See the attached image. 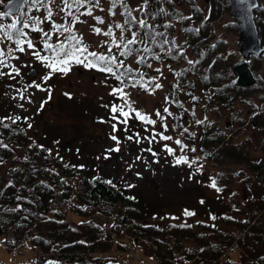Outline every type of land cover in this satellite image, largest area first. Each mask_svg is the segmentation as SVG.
Returning <instances> with one entry per match:
<instances>
[{
    "label": "rangeland",
    "instance_id": "rangeland-1",
    "mask_svg": "<svg viewBox=\"0 0 264 264\" xmlns=\"http://www.w3.org/2000/svg\"><path fill=\"white\" fill-rule=\"evenodd\" d=\"M110 2L111 0H100V8L94 10V15L104 17V25H96L92 17L81 16L80 19L85 22L75 26L78 34H82L89 51L98 53L107 51V47L102 46V42L111 39L93 33L91 25L106 30L107 24L124 21V17L120 14L122 10L119 8L115 10V16L107 14ZM127 2L129 7L138 8L144 0H127ZM195 5L200 6V11L203 13L200 16L196 13L193 16L191 14ZM209 6L210 0H148L143 12L139 10L133 12L134 16L152 25L156 32L166 33L169 44L165 45V48L172 47L174 41L175 45L184 52L183 56L177 55V50L171 55H165L160 52L159 47L149 41L148 46L152 48L153 53L160 55L159 60L151 55L144 65L138 66L136 57L129 56L126 59L121 57L125 59V64L136 65V69L141 68L140 73H143L144 77L142 85L124 88L128 93L131 108L155 120V124H148L136 118L135 112H130L127 122L124 123L122 121L125 118L119 111L112 112L113 106L123 107L124 111H129V107L119 94H114L113 90L123 87V84L116 82L115 77L110 74L75 63L70 65V70L67 72H51L47 67L48 62L38 59L32 52L39 51L41 56L50 57L52 52L43 48L41 34L29 29L25 31L36 45L35 49H27L25 46L24 52L15 51L16 58L10 60L11 65L19 69V75L15 79L8 75L0 76L1 118L21 117L17 122L27 129L28 140L32 138L49 145L53 158L56 154H60L66 161L71 159L75 163H82L88 174H103L108 179H113L121 188L138 197L140 210L150 212L149 220L159 223L160 229L163 227L162 230L166 232H164L165 238H170L174 242V235L181 236L185 253L192 254L190 260L180 262V253L175 250L173 260L168 256L167 258L171 260L161 261L156 256L150 258L152 264H243L242 259L255 263L259 259V249L264 251V243L259 244L257 237H252L253 241L249 245H253L254 250L252 252L248 250L246 253L249 255L246 258L242 257L241 252L244 253L247 248L239 243L238 238L251 227L253 222H262L257 223L260 232L264 227V164L261 170L257 171L259 168L253 167L249 160L250 157L264 154L260 146L262 120L258 117L256 125L252 122L253 115L258 114L263 101L257 90L247 95H236L231 105H225L216 99L211 84L206 87L199 84L194 66L205 52L201 47L205 46V43L210 44L211 41L224 45L225 52H233L237 57L242 55L239 51L240 29L230 26L235 18L230 8L210 18V16L205 17ZM101 8L103 11L100 10ZM161 8L165 10L167 16L160 13ZM171 9H173L172 14L168 13ZM2 11L5 9L0 8V12ZM155 14L158 16L155 17ZM43 15V10L37 11L30 3L24 2L13 16L0 18V24H11L17 17L24 19L33 16L43 17ZM187 16L191 17L183 19ZM54 19L56 23H64L63 14L57 15L55 10ZM165 25L171 26L165 28ZM197 26H201L199 31L203 29L210 36L203 34L204 32H201V35L195 32ZM41 27L49 31L51 24L45 22ZM187 29L192 31L186 32ZM133 30L137 31L139 36H143V29L135 27ZM116 35H119V30H116ZM125 35L130 37L129 32ZM57 39V35L54 34L49 43L56 44ZM0 48L7 51L9 48L14 49L15 45L4 41L0 43ZM189 60L196 63L189 64ZM263 63L264 58L258 62V69L261 71H264ZM149 64L151 67L148 66ZM0 70L10 71L8 68ZM50 72V78L45 80L44 77ZM136 77L139 78V73ZM153 77H158V80L153 81L151 79ZM156 82L163 87L153 92L152 87ZM36 84L41 85V88L38 89ZM173 88L177 91V96L173 93ZM173 97L176 98L175 103ZM165 108L168 112H164ZM158 110L160 116L156 115ZM114 116L116 119H113ZM25 117L28 119H23ZM238 117L246 121L244 125L233 123L234 118ZM178 122L194 134V139L185 135V131L176 133ZM212 123H215L217 130L222 133L226 146L233 148L228 153V156L232 157L228 165L221 164L209 156L206 157L198 143L201 126ZM29 124L31 127L28 126ZM161 134L172 139L163 140ZM112 136H116L117 139L113 140ZM177 139L186 147L182 149L181 145L176 144ZM22 145L13 146L16 151L24 153V145ZM165 145L173 149V152L169 153ZM116 148H119V151L113 150ZM241 149L246 151L247 157L241 154ZM234 154L240 155L238 157ZM178 157H185L189 163L177 164ZM7 164L8 167L11 162ZM78 174L68 177L73 183V193L70 194L67 204L55 203L51 208L54 210L61 207L63 214L76 220L84 215L71 209L69 200L80 201L76 192ZM213 181L216 187L211 186ZM248 194L257 198V206L246 204L245 199ZM85 205L91 209L90 204ZM119 205V203L114 205V212L110 209L106 210L108 213L96 210L85 217H93L103 223L104 229L107 231L109 229V233L113 236L117 235L124 239L128 234L118 231L112 220L114 213L119 212ZM186 210L195 214L188 216L185 214ZM170 221L179 223L178 232L174 230L176 228H171ZM188 222L192 225L189 231L193 233L183 230L184 228L180 226ZM217 230L227 231L223 233L219 245L224 251H221L219 257L211 255V258H208L209 255L203 253L199 242L208 239L218 240L215 234ZM104 234L105 231L102 235ZM200 235L203 239H197ZM233 235L235 239L229 243ZM105 236L103 238L108 237ZM28 241V243L7 246L0 235V258L11 264H24L29 259L33 264H44L46 257L50 255L67 259L64 253L73 251L71 253L77 258L101 261L104 256L117 255L124 263L145 264L146 257L143 253L134 248L129 251L125 249L126 239L123 242L107 244L103 249L97 248L101 250L94 249L93 255L90 254V249L79 247L67 249L59 242H50L48 249H38L31 245L30 238ZM169 250L171 249L162 252ZM168 253L173 256V253ZM212 258L214 260L210 261L209 259Z\"/></svg>",
    "mask_w": 264,
    "mask_h": 264
},
{
    "label": "trees",
    "instance_id": "trees-1",
    "mask_svg": "<svg viewBox=\"0 0 264 264\" xmlns=\"http://www.w3.org/2000/svg\"><path fill=\"white\" fill-rule=\"evenodd\" d=\"M229 8L230 5L227 0H210L209 11L205 17L210 16L212 18L217 13L222 14L223 10ZM255 11L259 32L262 36V53H250L251 55L248 57H243V55L237 57L233 52H225L224 45L210 41V44L205 43V46H201L205 52L202 57H199L194 67L197 70L199 84L203 87L211 84L214 88L212 92L217 96L216 99L225 105H231L236 95H247V93L259 90V96L262 97L263 103L258 114L255 115L260 117L263 123L260 127L262 135L260 146L264 150V71L258 69V62L264 58V0H260V4L255 7ZM168 13L172 14L173 9L169 10ZM195 13L199 16L203 14L199 5H195L191 12L192 16ZM154 16L157 17L158 15L155 14ZM189 17L191 16L183 17V19ZM137 19L139 18L137 17ZM230 26L239 28V23L236 19H233ZM200 29L201 26H197L194 31L200 33V35L201 32L207 35L206 31L203 29L199 31ZM185 31L192 30L187 29ZM140 47H143V45H140ZM149 56L151 57V55ZM136 60L138 62L137 58ZM126 65L136 69V65L128 63ZM138 66H141V64ZM136 78L139 79L140 77ZM115 81L117 82L116 79ZM124 83H128V81L125 80ZM173 84L175 85V83ZM139 85L142 84L137 86ZM128 87H132L130 83H128ZM172 90L177 96V91L174 88ZM175 100L176 98L173 97L174 103ZM234 119V124L244 125L246 122L240 117ZM4 123L9 124L8 128L0 126V144L8 145L7 148L0 146V235L4 243L6 242L5 245L28 243V238H30L31 245L38 249H48L50 248V242H59L67 249H75L76 247L90 249V254L93 255L92 251L94 249H103L107 244L116 241L123 242L124 239L117 235L113 236L109 233V229L108 231L104 229L103 223L93 217L85 216L91 215V212L96 210L108 213L106 210L110 209L112 212L114 205L119 203L118 214L114 213L112 216L113 224L117 226L118 231L127 233V240L130 239L138 249L154 257L157 256L161 261L171 260L167 258L168 256L172 257L173 260L175 250L178 251V254L180 253V262L191 259L192 254L187 255L185 248H182L183 240L181 236L174 235V242L170 238H165L163 227L160 229L161 225L159 223L149 220L150 212L140 210L138 197L136 198L126 189L121 188L113 179H108L103 174L92 175V173H86L87 170L80 162L75 163L71 159L66 161L60 154H56L53 158V152L49 150V145L32 138L28 140L27 129L23 124L18 122L13 124L7 119L4 120ZM184 130L185 128H183L181 122L176 123V133L184 132ZM199 132L198 143L202 148V153L221 164L228 165L232 158L228 156V153L233 148L226 146V141H223V135L217 130L215 123L202 125ZM185 135L194 139V134L189 130L185 132ZM14 144H23L24 153L16 151ZM241 154L246 156V151L242 150ZM234 155L239 157L240 154ZM249 160L253 167L259 168L257 170L259 171L264 164V154L261 153L258 157H250ZM8 162H11V164L7 167ZM77 173H79V178L77 179L78 188L76 192L80 201L73 202L72 199L69 200V207L84 216L76 220L69 218L65 213L63 214L61 207L54 210L51 208L55 203H59V205L67 204L70 194L73 193V183L68 177ZM245 200L248 206L258 205V201L251 196H248ZM85 204H90L91 209ZM256 214L257 212L254 213L255 216ZM257 223L262 222H253L250 225L251 227L247 228L241 237H238L239 243L247 248L244 253L241 252L242 257L246 258L249 255L246 253L248 250L251 252L254 250L253 245H249L253 241L252 237H257L259 244L264 243V227L260 232ZM169 224L172 229L176 228L174 230L178 232L179 223L170 221ZM180 226L184 228L183 230L188 231L192 228L189 222L180 224ZM103 231H105L104 235H102ZM223 231H216L215 234H217L218 240L208 239L199 242L202 245L201 250L203 253L209 255L208 258H211V255L219 257L222 254L221 251H224L219 246L223 233L227 232ZM189 233L193 232L189 231ZM104 236L106 238H103ZM234 237L235 235L231 236L228 242L232 243ZM201 238L203 239V236H197V239ZM89 243H92V245ZM95 243L96 245H94ZM168 248L171 249L168 252L173 253V256L167 251L162 252ZM71 252H65L64 254L72 260L75 256ZM258 252L259 259L255 263L242 259L243 264H264V251L259 249ZM209 260L213 261L214 258Z\"/></svg>",
    "mask_w": 264,
    "mask_h": 264
},
{
    "label": "snow or ice",
    "instance_id": "snow-or-ice-1",
    "mask_svg": "<svg viewBox=\"0 0 264 264\" xmlns=\"http://www.w3.org/2000/svg\"><path fill=\"white\" fill-rule=\"evenodd\" d=\"M4 2L5 0H0V4ZM24 2L30 3L32 8L37 11L43 10L44 15L43 17L33 16L24 19L17 17L11 24H0V43L8 41L15 45L14 49L9 48L7 51L4 48H0V69H10L8 72L0 70V76L8 75L15 79L16 76L19 75V69L11 65L10 60L16 58L14 57L15 51L24 52L25 46L27 49H35L36 45L29 38V33L25 31V29H29L30 31L40 33L43 40V48L52 52L51 57L48 55L41 56L39 51L32 52L38 59L48 62L47 67L51 69V72H67L70 70V65L75 63L83 64L85 67L110 74L123 84V87H118L113 90L114 94H119L129 107V111H124L123 107L118 108L117 106H113L111 109L112 112L116 113L119 111L120 115L125 118L124 121H122L124 123L127 122L130 112H135L136 118L144 120L148 124L156 123L155 120L149 119L146 115L131 108V104L128 101V93L124 91V88L128 87V83H130L132 87L142 84L144 77L143 73L139 72V69H132L127 66L125 64V59L129 56H134L141 65L146 63L149 55L159 60L161 58L160 55L153 53L152 48L148 46L149 40L152 45L158 46L160 52L165 53V55H171L174 50H177V55L183 56L184 52L175 45L174 41L172 42V47L165 48V45L169 44L166 33L156 32L154 27L148 24L146 20L137 19V17L133 15V12L137 10L143 12L145 6L148 4V0H144V3L139 5L138 8L129 7L127 0H111L107 14L109 16H115V10L119 8L122 10L120 14L124 17V21L123 23H109L106 26V30L96 26L105 24L104 17L94 15V10L100 8V0H24ZM236 3L240 6L242 13H249L251 7H255L254 4L250 3V0H236ZM13 4L14 0H7L8 8L6 11L0 12V18L13 16L15 14ZM54 10L57 15L63 14L64 23L55 22ZM100 10L103 11L102 8ZM160 13L164 15L167 14L163 8L160 9ZM81 16L92 17V19L96 21V25L90 26L93 33L111 38L110 40L102 42V46H106L107 51L99 53L96 51H89L88 46L83 41L82 34H78L75 28L78 23L85 22L80 19ZM241 19H244L243 15H241ZM45 22L51 24V29L49 31H45L41 27ZM134 26L137 29L144 30L142 37L138 35L137 31L133 30ZM170 26L171 25H165L164 27L168 28ZM116 30H119L118 36L116 35ZM126 32L130 33V38L125 35ZM54 34L57 35V43H49ZM61 36L63 39H59ZM158 37H162L163 39L158 40ZM140 45H143V47H140ZM113 49L116 51L114 52ZM121 57L125 59H121ZM188 63L194 64L196 62L189 60ZM148 66L151 67L150 64ZM157 71L159 72V69H157ZM51 72L48 76L44 77L45 80L50 78ZM137 73H139V79L136 78ZM177 75H180V73H177ZM151 79L156 81L158 77H153ZM125 80H127L128 83H124ZM35 86L38 89L41 88L39 84ZM143 86L146 87V85ZM162 87V84L156 82L153 84L152 91L155 92L156 89ZM21 99H23L22 95ZM164 112H168V109L165 108ZM156 115H161L159 110L156 112ZM169 115H171V113H169ZM5 119L15 124L21 117L10 116L0 118V126L8 128L9 124L4 123ZM23 119L27 120L28 118L25 117ZM113 119H116V117L114 116ZM197 123H202V121H197ZM28 126L31 127V124ZM166 127L167 125H165V128ZM113 129L115 130V125H113ZM184 131L187 132V129ZM112 139L116 140L117 137L112 136ZM129 139H132V137H129ZM161 139L171 140L172 137L161 134ZM176 144L181 145L182 149L186 147L179 139L176 140ZM0 146L5 148L8 147L6 144H0ZM165 147L169 153L173 152V149L168 148L167 145H165ZM113 150L119 151V148ZM149 151H151V149H149ZM176 163H189V161L185 157H178ZM211 186L216 187L215 181L212 182ZM201 203H203V201H201ZM185 214L192 216L195 213L186 210ZM48 264H53V262H48Z\"/></svg>",
    "mask_w": 264,
    "mask_h": 264
},
{
    "label": "water",
    "instance_id": "water-1",
    "mask_svg": "<svg viewBox=\"0 0 264 264\" xmlns=\"http://www.w3.org/2000/svg\"><path fill=\"white\" fill-rule=\"evenodd\" d=\"M230 3L231 12H233L234 16L237 18V21L240 25V51L244 56H249L250 52L253 51L255 53H261L263 50V43L261 39V35L258 29V23L255 19V7H251L249 13H242L240 6L237 5L236 0H228ZM24 3V0H14L13 8L14 11L17 12L18 7ZM250 3L255 6L260 3V0H250ZM3 8L7 10V0L3 5ZM241 15L244 16V19H241ZM254 122H256V116L253 117ZM48 262H53V264H124L119 259H106L102 262H96L95 260H82V262H71V261H61L57 257L50 256L47 257L44 264H48ZM0 264H8L4 260L0 259ZM25 264H33L31 260L26 261ZM127 264V263H126Z\"/></svg>",
    "mask_w": 264,
    "mask_h": 264
}]
</instances>
